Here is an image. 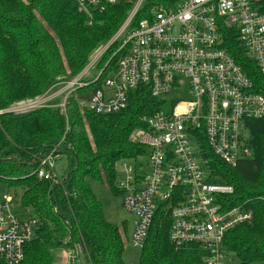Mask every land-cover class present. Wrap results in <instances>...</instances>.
<instances>
[{"label": "built area", "instance_id": "obj_1", "mask_svg": "<svg viewBox=\"0 0 264 264\" xmlns=\"http://www.w3.org/2000/svg\"><path fill=\"white\" fill-rule=\"evenodd\" d=\"M119 1L75 0L88 16ZM122 1L130 5L122 25L92 53L80 75L61 82L63 90L19 102L11 111L44 106L58 93L66 92V99L100 80L98 87L77 96L78 104L97 114H113L127 106L130 91L146 85L164 102L159 111L142 116L145 127L132 131L147 154L144 164L137 163L143 153L118 162L116 187L125 193L124 209L135 216L129 241L142 248L158 202L180 198L170 209V242L200 246L206 252L203 264H231L223 237L239 224H250L253 214L243 207H223L219 197L233 189L210 180L209 155L229 166L252 156L244 130L247 120L264 116V95L253 89L251 66L242 65L228 47L236 38L264 79V0ZM110 48L106 65L117 56L114 68L102 74L104 67L91 81L83 80ZM178 91L184 98L171 96ZM60 158L52 150L39 159L37 177L59 182L53 166ZM13 204L12 195H0V263L23 260L36 225L28 212L19 218ZM68 253L80 264V243Z\"/></svg>", "mask_w": 264, "mask_h": 264}, {"label": "trees", "instance_id": "obj_2", "mask_svg": "<svg viewBox=\"0 0 264 264\" xmlns=\"http://www.w3.org/2000/svg\"><path fill=\"white\" fill-rule=\"evenodd\" d=\"M159 2L164 0L147 4ZM129 6L120 0L88 16L78 10L75 0H0V188L19 189L26 217L28 212L36 220L23 260L17 264H52L53 248L70 250L76 243L83 247L86 264H125L120 234L125 226L105 219L86 179L119 193L116 163L144 152L129 136L135 128L145 127L142 116L162 109L164 101L140 85L129 92L127 106L117 113L81 108L77 96L98 87V80L78 94L67 95L64 112L55 106L58 99L25 111L8 107L45 92L58 77L67 81L80 75L93 48L111 37ZM232 41L229 51L233 48L235 58L251 66L253 89L264 95V79L237 39ZM88 75L83 80L90 81ZM246 127L252 156L229 166L210 154L208 167L212 182L233 189L219 197L223 207H243L253 214L250 224L225 233L227 253H233L239 264H259L264 263V116L247 120ZM52 150L67 161L59 182L40 179L34 172L39 159ZM179 199L158 202L137 264H203L206 252L200 246L176 247L170 242V209Z\"/></svg>", "mask_w": 264, "mask_h": 264}, {"label": "rangeland", "instance_id": "obj_3", "mask_svg": "<svg viewBox=\"0 0 264 264\" xmlns=\"http://www.w3.org/2000/svg\"><path fill=\"white\" fill-rule=\"evenodd\" d=\"M125 17H126V14H125ZM125 17H124V19H125ZM124 19L122 20V22L119 24V26L116 28V30L114 31V33L111 35V37L108 40L98 43L93 48V50L91 51V53L88 57L87 64L89 62V59L93 55L92 53L95 50H97L99 47H104L106 44H108V42L111 40L112 36L116 33V31L122 25ZM110 51L112 52V48L107 50L106 53L101 56V59L98 62L96 68L91 69V71L89 72V75L86 77V79L91 81L95 76H97V74L100 73L99 71L106 66L108 67L107 68L108 71L114 67L115 58H113L109 62L110 64L106 65V62L110 56V55L106 56V54H108V52H110ZM105 59H106V61L103 62ZM87 64H86V66H87ZM100 66H102L101 69L99 68ZM105 73H107V71L104 73L102 71V74H105ZM64 80L66 81V79H64L62 77H58L56 79V83H54L51 87H49L45 92H43V93H41L35 97H32V98L18 100L16 102L12 103L8 107V110L10 111L12 106H14L15 104H17L19 102H24V103L29 102V101L31 102V100H33V99L37 100V99H39V97H41L44 94L51 95V94H54V92L56 90L57 91L63 90L65 85L61 84V82H64ZM69 80H72V79H69ZM59 81H61V82H59ZM67 81H68V79H67ZM75 94H78V93L76 92ZM65 96H66V92L65 93H58V95L54 96L51 99L50 103L53 100L58 99V102H57V104H55V106L60 107L61 111L64 112L65 106L62 108L60 104L62 102H64V100L66 102V99H64ZM171 96L175 97V98H184V93L179 92V91L173 92V93H171ZM27 110H29V109H27ZM13 112H17V111H13ZM133 133L134 132H131V134L129 136V140L132 142L138 143L137 140H134L132 138ZM244 133L247 136L250 135L248 129H245ZM146 157H147V154L143 153L139 157V159L137 160V163L144 164ZM118 162H120V161H118ZM118 162L116 163L117 178L119 177ZM66 166H67V161H66L64 156L63 157L61 156L60 159H58L54 162L53 171L58 176H62V174L65 171ZM208 170H210L209 167H208ZM86 181L89 184L92 191L94 192V194L96 195V197L98 198V200L101 202L102 210H103L105 219L112 224H116L118 226L120 224H124V226H125V229H124L125 232L123 230V227H120V234L122 235V239H123V243H124L123 259H124L125 264H137L138 259H139V255H140V249L133 247L129 241V235H130L132 228H133V222L135 220V216L133 214L129 213L123 207L122 201L124 200L125 193L121 189H119L120 190L119 193L112 194L105 183H100L96 180L89 179V178H87ZM116 182H117V180L115 181V183ZM2 187H5V186H2ZM13 191L14 192L16 191L15 195H14ZM2 193H9V195H12V201L14 203L13 204L14 205V212L16 213V215L18 217L25 218L26 214H25L24 210L22 209V207L20 206V191H19V189H16V190H13V189L12 190L11 189L5 190L4 189L3 190L2 188H0V195H2ZM68 251L69 250L65 246H59V247L53 248L51 251L52 264H74L73 260L71 258H69V256H68L69 255ZM227 257L231 258V264H239L237 257L233 253L227 254ZM79 261H80V264H86L85 258L82 255L79 256ZM259 264H264V263H259Z\"/></svg>", "mask_w": 264, "mask_h": 264}, {"label": "water", "instance_id": "obj_4", "mask_svg": "<svg viewBox=\"0 0 264 264\" xmlns=\"http://www.w3.org/2000/svg\"><path fill=\"white\" fill-rule=\"evenodd\" d=\"M61 243H62V242L59 241V242H58V245H61Z\"/></svg>", "mask_w": 264, "mask_h": 264}]
</instances>
